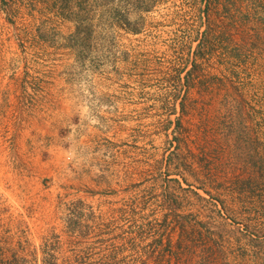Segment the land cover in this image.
<instances>
[{"label": "rangeland", "instance_id": "374dc122", "mask_svg": "<svg viewBox=\"0 0 264 264\" xmlns=\"http://www.w3.org/2000/svg\"><path fill=\"white\" fill-rule=\"evenodd\" d=\"M44 249L264 264V0H0V264Z\"/></svg>", "mask_w": 264, "mask_h": 264}, {"label": "trees", "instance_id": "16d2710c", "mask_svg": "<svg viewBox=\"0 0 264 264\" xmlns=\"http://www.w3.org/2000/svg\"><path fill=\"white\" fill-rule=\"evenodd\" d=\"M217 1V3H224V6H226V3H227V1H229V0H216ZM75 215V217H73L74 219H79L80 218V216L82 215L81 213H77V214H74ZM76 226V223H73L72 224V227H75ZM77 229V228H76ZM81 231V230H80ZM81 234H82V232H81ZM83 235V234H82ZM48 250L46 249H44L43 250V258H42V264H51V258L53 257V255L52 254H50L49 252H47ZM50 260V261H49ZM26 263V260L25 259H23V258H21L20 260L18 259V258H16V257H12L11 258V262L9 263V264H25Z\"/></svg>", "mask_w": 264, "mask_h": 264}]
</instances>
